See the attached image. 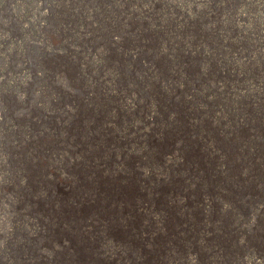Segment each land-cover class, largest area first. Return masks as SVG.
Here are the masks:
<instances>
[{"label":"rangeland","instance_id":"1","mask_svg":"<svg viewBox=\"0 0 264 264\" xmlns=\"http://www.w3.org/2000/svg\"><path fill=\"white\" fill-rule=\"evenodd\" d=\"M174 1L0 0V264H264V0Z\"/></svg>","mask_w":264,"mask_h":264},{"label":"bare ground","instance_id":"2","mask_svg":"<svg viewBox=\"0 0 264 264\" xmlns=\"http://www.w3.org/2000/svg\"><path fill=\"white\" fill-rule=\"evenodd\" d=\"M174 1V0H173ZM196 2L197 1H199V0H195ZM173 3H175V1L173 2ZM176 4H179V3H176ZM153 5V4H152ZM180 5V4H179ZM200 5V4H199ZM247 5H249V4H247ZM148 6V5H147ZM173 6H174V4H173ZM194 6V5H193ZM213 6H215V5H213ZM176 7V6H175ZM197 7V6H196ZM178 10H179V7H178ZM213 10V9H212ZM241 11V10H240ZM243 12V11H242ZM179 13V12H178ZM184 13V12H183ZM186 13V12H185ZM248 13V12H247ZM181 14V13H180ZM238 14V13H237ZM244 14H242V17L243 18H245V15L243 16ZM185 16V15H184ZM217 16V15H216ZM237 17H238V15H237ZM239 17H241V16H239ZM241 17V18H242ZM249 17V16H248ZM251 17V16H250ZM236 18V17H235ZM241 18H239V19H241ZM256 18V17H255ZM260 18V17H259ZM238 19V20H239ZM245 19H247V18H245ZM243 20V19H242ZM245 21V20H244ZM243 21V22H244ZM242 22V23H243ZM247 22H248V20H247ZM259 22V21H258ZM262 22V21H261ZM255 23H257V22H255ZM238 24V23H237ZM241 25V24H240ZM257 25H259L258 23H257ZM261 26H263V25H261ZM241 27H242V25H241ZM264 27V26H263ZM260 28V27H259ZM262 28V27H261ZM235 29V28H234ZM263 29V28H262ZM261 29V30H262ZM237 30H238V28H237ZM242 33V32H241ZM113 38V37H112ZM261 38V37H260ZM262 40H263V38H262ZM261 41V40H260ZM264 44V43H263ZM257 45V44H256ZM261 44H259L258 46H260ZM256 47V46H255ZM136 52V51H135ZM241 53H243V52H241ZM247 53V52H246ZM243 54H245V53H243ZM241 55V54H240ZM240 57V56H239ZM242 57V56H241ZM246 57H247V55H246ZM246 57H245V59H246ZM239 59V58H238ZM243 60V59H242ZM244 63V62H243ZM245 64V63H244ZM248 64V63H247ZM237 65V64H236ZM1 79V78H0ZM245 87V86H244ZM249 88V87H248ZM245 90V89H244ZM249 90V89H248ZM241 92V91H240ZM247 92V91H246ZM244 93V92H243ZM249 93V92H248ZM240 94V93H239ZM242 94V93H241ZM127 104V103H126ZM251 108V107H250ZM150 114H152V113H150ZM151 116V115H150ZM149 118V117H148ZM151 119V118H150ZM263 139V138H262ZM240 145V144H239ZM143 174V173H142ZM145 181V180H144ZM180 198V197H179ZM262 209V208H261ZM191 258V257H190ZM257 261V260H256ZM190 262V261H189Z\"/></svg>","mask_w":264,"mask_h":264}]
</instances>
